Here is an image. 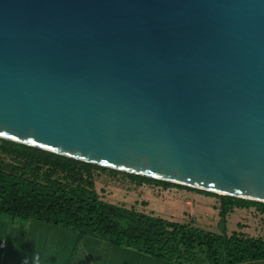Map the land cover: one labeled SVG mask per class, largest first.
Wrapping results in <instances>:
<instances>
[{
	"label": "water",
	"instance_id": "1",
	"mask_svg": "<svg viewBox=\"0 0 264 264\" xmlns=\"http://www.w3.org/2000/svg\"><path fill=\"white\" fill-rule=\"evenodd\" d=\"M0 139L264 203V0H0Z\"/></svg>",
	"mask_w": 264,
	"mask_h": 264
},
{
	"label": "trees",
	"instance_id": "2",
	"mask_svg": "<svg viewBox=\"0 0 264 264\" xmlns=\"http://www.w3.org/2000/svg\"><path fill=\"white\" fill-rule=\"evenodd\" d=\"M0 153L10 158L8 163L0 159V215L10 221L57 227L76 237L104 240L163 260L180 261L189 255H202L208 264L264 259V240L234 232L228 236L225 230V217L232 209L252 208L264 215V203L225 196L218 212L219 234L214 235L102 202L94 191L91 172L105 168L3 139ZM55 174L61 180L53 178ZM125 175L139 183L183 187Z\"/></svg>",
	"mask_w": 264,
	"mask_h": 264
},
{
	"label": "crops",
	"instance_id": "3",
	"mask_svg": "<svg viewBox=\"0 0 264 264\" xmlns=\"http://www.w3.org/2000/svg\"><path fill=\"white\" fill-rule=\"evenodd\" d=\"M132 191H129V193H124V198L122 200L126 201L122 204H125L126 206L118 205L120 203L116 202H109L105 201L104 199H100L102 202L115 205L117 207L124 208L126 210H132L136 213H140V211H145V213H140L146 216H150L153 218L157 215L154 214L155 210L153 207H150L151 205H169L173 203H178L179 205H182L183 207H191L194 206L195 208H198V206L201 205H209L213 206V202L211 198H206L200 196V194L193 193L191 191H196L195 189L187 188V187H177L182 190H178L175 188H166L163 189L159 186H153L150 184H143L138 183L136 186L132 185L130 186ZM95 191V188H94ZM96 192V191H95ZM196 192H199L196 191ZM97 194V192H96ZM98 195V194H97ZM136 195L138 203L134 202L133 198ZM120 197V196H119ZM118 197V198H119ZM138 205H140L138 207ZM162 206H159L163 208ZM133 208H136L137 210H134ZM213 208V207H212ZM248 211L244 209H232L225 217V230L226 235H230L231 233L241 234L248 238H254L250 232V228L248 227L249 224L252 223L251 218L247 215L245 216ZM183 212V211H182ZM264 216V215H263ZM260 216V217H263ZM192 219L190 221V224L185 223H176L175 221L172 222L171 220H164L169 223H174L178 225L188 226L193 229H197L206 233L218 235L219 232L213 233L209 231H205L202 229H199L197 227H194L193 223H195L192 216H190ZM244 218L248 219L245 220ZM218 227V223L216 225ZM54 232V234H57L59 237H72L80 246H72L69 249V260L68 264H208L206 260L203 258L202 255H189L186 258L181 259L180 261L171 258L170 260H163V259H157L153 258L147 255H144L142 253H139L138 251H135L130 248H123V247H116L111 245L110 243L99 240V239H93V238H87V237H76V234L72 231L60 229L57 227H52L45 224L40 223H34V222H26L25 224H18V225H12L8 224L5 227H2V231L0 234V244H3L2 247H0V264L5 263V257L7 256V253L4 251L7 249V247L10 248V258L16 257L15 253V247L16 243L19 241H22L24 243V249L25 252L27 250L31 249L30 247L33 246L34 243L40 244L41 237L40 233L42 232ZM73 243V244H74ZM42 244V243H41ZM77 247V248H76ZM194 253V251L192 252ZM196 253V252H195ZM19 258L21 254H18ZM22 257V256H21ZM237 264H264V259L261 260H255V261H246V262H240Z\"/></svg>",
	"mask_w": 264,
	"mask_h": 264
},
{
	"label": "rangeland",
	"instance_id": "4",
	"mask_svg": "<svg viewBox=\"0 0 264 264\" xmlns=\"http://www.w3.org/2000/svg\"><path fill=\"white\" fill-rule=\"evenodd\" d=\"M0 159L3 163L10 162V158L1 153ZM91 176L98 197L102 200L104 199L105 201H114L116 203H120L118 204L119 206H126L125 204H122L126 201V199L122 200V198L125 197L124 193H129V191H132L130 186H136V184L139 183L138 181L127 177L123 172L113 171L111 173L107 171L106 168L104 171L93 170L91 172ZM53 178L61 180V177L59 175L56 176V174L53 175ZM143 184L147 185L149 183ZM150 185L156 186L154 184ZM159 187H162L163 189L175 188L178 190H182L177 187ZM191 192L200 194V196L202 197L211 198L213 202V208L209 205H201L198 206V208H195L194 206L187 208L179 205L178 203L164 206L154 204L150 207L156 209L154 214L157 216L155 217H159L165 220L173 219L171 221H175L176 223L190 224V221L192 220L190 216H192L195 221V223L192 222L194 227L213 233H218V227L216 226L219 221L218 197L206 196V194L196 191ZM133 200L134 202H136V204L138 203L136 195L134 196ZM139 206L140 205H138V207ZM159 206H162L163 208ZM133 209L137 210L136 208ZM137 211H140V213H147L141 210ZM246 213L247 214L245 216L249 215L248 218L250 217L252 220V223L248 226L250 228L252 236H254V238H260L264 240V216L258 214L252 208H249ZM244 219L248 220L246 218ZM17 222L18 221H10V217L6 215H0V234L2 231V227L7 226L8 224L18 225L19 223ZM39 235L41 237L42 244L34 243L33 246L30 247L31 249L27 250V252H25V249L23 247L24 243L22 241L17 242L15 247L16 257L10 258V253L12 251H10V248L7 247V249L4 251V253H7L4 264H68L69 249L73 245L80 246L76 241L74 243L72 237H59L57 234H54V232L47 231V233L42 232ZM18 254H21L22 257L20 256L19 258Z\"/></svg>",
	"mask_w": 264,
	"mask_h": 264
},
{
	"label": "built area",
	"instance_id": "5",
	"mask_svg": "<svg viewBox=\"0 0 264 264\" xmlns=\"http://www.w3.org/2000/svg\"><path fill=\"white\" fill-rule=\"evenodd\" d=\"M3 246V244H0V247H2Z\"/></svg>",
	"mask_w": 264,
	"mask_h": 264
}]
</instances>
